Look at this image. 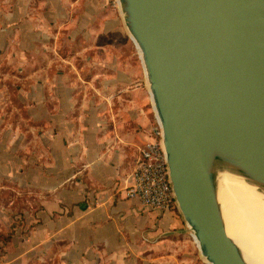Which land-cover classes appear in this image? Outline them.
<instances>
[{
  "label": "crops",
  "instance_id": "0c3cea01",
  "mask_svg": "<svg viewBox=\"0 0 264 264\" xmlns=\"http://www.w3.org/2000/svg\"><path fill=\"white\" fill-rule=\"evenodd\" d=\"M123 42L132 53L111 0H0V180L13 181L0 189L30 200L27 229L15 197L0 201V264H118L123 235L188 230L176 206L124 196L155 118L140 59L115 52Z\"/></svg>",
  "mask_w": 264,
  "mask_h": 264
},
{
  "label": "water",
  "instance_id": "95a60500",
  "mask_svg": "<svg viewBox=\"0 0 264 264\" xmlns=\"http://www.w3.org/2000/svg\"><path fill=\"white\" fill-rule=\"evenodd\" d=\"M141 62L175 206L209 264H247L217 174L264 196V0H116Z\"/></svg>",
  "mask_w": 264,
  "mask_h": 264
},
{
  "label": "rangeland",
  "instance_id": "374dc122",
  "mask_svg": "<svg viewBox=\"0 0 264 264\" xmlns=\"http://www.w3.org/2000/svg\"><path fill=\"white\" fill-rule=\"evenodd\" d=\"M112 6L114 9H118V14L121 19V15L119 12V7L116 0H111ZM122 20V19H121ZM126 31V30H125ZM126 41H131L129 35L126 31ZM127 42H123V45L120 47V50L117 49L115 52L117 55L122 57H128L131 59V62L137 69V65H140L137 50L132 46V53L129 51V44H125ZM141 71L143 72L142 66ZM150 115L153 116V112L150 106ZM155 119L152 121L154 123ZM10 180H0V183L10 186L13 185V181ZM15 201L10 205L14 214L20 215L19 226H22V229H27L29 223L25 220V217L30 213L29 211V193L27 188H16V193H14L10 188L0 189V201L8 202L12 199ZM29 211V212H28ZM13 232V231H12ZM25 232V231H24ZM11 234V232H10ZM5 236V240L8 241L7 235ZM11 236V235H10ZM126 238L127 241H125ZM10 238V237H9ZM167 239V238H166ZM160 240L159 242L155 240V237L150 236L148 239H145L143 235L135 237L131 242L129 239V235H123V238L117 242L115 245L116 248L119 246V255L114 258V261H119L118 264H125L126 259H130V251L132 248L143 247L150 249L149 252L145 254L147 259L144 260V264H156L155 260L157 258L156 254H164L160 259H164L161 261V264H207L203 257L200 255L197 245L195 244L190 231L186 230L184 232H180L178 236H174L171 239ZM115 249V247L113 248ZM121 254V255H120ZM30 257V256H29ZM144 257V258H145ZM44 263L43 261H41ZM47 262V261H46ZM55 262L49 261V263ZM56 263V262H55ZM142 263V262H141ZM29 264H32V262Z\"/></svg>",
  "mask_w": 264,
  "mask_h": 264
},
{
  "label": "bare ground",
  "instance_id": "6f19581e",
  "mask_svg": "<svg viewBox=\"0 0 264 264\" xmlns=\"http://www.w3.org/2000/svg\"><path fill=\"white\" fill-rule=\"evenodd\" d=\"M217 190L227 234L247 264H264V196L224 171L217 174Z\"/></svg>",
  "mask_w": 264,
  "mask_h": 264
},
{
  "label": "built area",
  "instance_id": "2783aa9c",
  "mask_svg": "<svg viewBox=\"0 0 264 264\" xmlns=\"http://www.w3.org/2000/svg\"><path fill=\"white\" fill-rule=\"evenodd\" d=\"M127 179L124 196L136 198L147 208L169 211L175 206L162 142V129L155 120Z\"/></svg>",
  "mask_w": 264,
  "mask_h": 264
},
{
  "label": "trees",
  "instance_id": "16d2710c",
  "mask_svg": "<svg viewBox=\"0 0 264 264\" xmlns=\"http://www.w3.org/2000/svg\"><path fill=\"white\" fill-rule=\"evenodd\" d=\"M173 208H175V206H174V205L172 206V209H173Z\"/></svg>",
  "mask_w": 264,
  "mask_h": 264
}]
</instances>
